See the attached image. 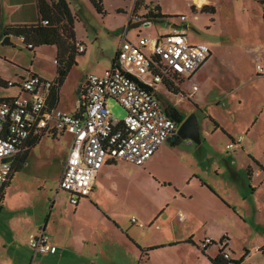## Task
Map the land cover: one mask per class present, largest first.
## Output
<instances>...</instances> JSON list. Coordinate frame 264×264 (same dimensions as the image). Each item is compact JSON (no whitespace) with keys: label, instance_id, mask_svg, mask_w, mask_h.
<instances>
[{"label":"rangeland","instance_id":"1","mask_svg":"<svg viewBox=\"0 0 264 264\" xmlns=\"http://www.w3.org/2000/svg\"><path fill=\"white\" fill-rule=\"evenodd\" d=\"M67 1L72 13L82 21H87L89 25L102 22L104 15L96 11L90 0ZM153 1L160 4L164 13H169L170 17L163 22H152L147 27L142 23L140 27L144 36L154 39L160 34L170 32L171 25L174 24L186 28L190 43L207 44L213 52V59L204 69V77L186 80L181 84L185 95L193 92L194 85L200 87V92L194 93L190 104L180 106L185 117L195 115L201 133L214 131L215 124L212 119L214 121L218 119L226 128H231L230 131L236 137L239 133L244 134L246 127H252V143L245 146L244 150L239 148L233 152L228 150L225 144L226 140L229 141L227 135L215 134L208 143L213 144L216 151L207 148L208 150L201 157L200 153L195 155L190 151L189 140H182L179 150L166 156L164 165L169 162L171 167L160 166L159 170L154 172L155 176L146 166H136L124 161H118L116 166L102 170L99 173L97 190L101 191L100 194H103L107 204L117 199L122 204L123 210L130 208L135 211L129 218L125 216L120 218L122 223L131 226L132 216L137 217V213L157 207V175L162 178L168 175L180 178L185 174L184 168L189 161L197 164H202L204 161L208 166L210 177L216 176L215 168L219 169V182H224L230 177L233 160L246 173L248 165L255 171L259 169L262 173L260 179H264V6L257 4L256 1L257 5L254 2L255 5H249V0H221L220 11L213 14L202 12L201 9H192L188 0ZM7 3L8 8L1 7L0 22L18 24L30 14L29 19H34L35 8L30 4V0H7ZM102 4L108 20L118 24L125 18L124 11L119 12L118 8L126 9L129 0H102ZM231 4L235 6L236 11L234 8L232 11L229 10ZM24 10L28 13L25 14ZM141 21L144 22L145 19ZM77 28L79 33H83L79 35H84L83 24H79ZM125 29L119 33L122 34ZM138 32V29L131 28L129 36H138ZM114 36L117 35H106L103 38V42L108 45V57L116 55ZM89 37L87 54L78 56L80 65L72 69L61 91V97L71 105L76 101L77 79L102 71L101 63H97L99 53L97 52L95 57L88 56L91 53V43L95 41L94 31H90ZM3 40L4 37L0 34V72L6 73L5 78L15 79V75L27 76L26 71H37L50 77L55 74L56 46L42 45L36 47L33 52L26 47V42H22L20 37L13 35L10 44L3 43ZM252 48L256 50H251ZM9 93L15 91L11 90ZM170 97L175 96L170 95ZM201 97L206 101L202 105L196 102H199ZM107 105L114 118L124 120L127 111L118 101L108 99ZM220 139H225V142L222 143ZM72 142L73 137L70 134H59L57 137L46 135L31 148L24 165L20 168L16 166L12 184L8 188L7 201L5 206L0 208V263L1 258L7 255L5 264H12V261L28 264L27 254L30 257L32 255L27 252L28 248L32 250L28 245V237L30 233L37 232H28L26 226H20L18 227L20 242L13 244L10 228L14 227V224L9 225V218L18 214L35 217L37 221L34 223L38 227L39 224L45 223L55 200L62 201L66 206L69 196L58 189V186ZM169 145L171 142L166 143V146ZM251 157L256 159L258 165L253 163ZM107 172L112 175L111 177L114 178L112 182L114 181L117 187L109 181L110 175L105 176ZM253 177L254 180L247 189L241 186H237L240 190L237 187L232 189L239 209L247 211L249 221L248 236L241 226L231 228L232 242L238 252L244 244L247 248L255 245L264 246V182L257 183V175ZM223 185L227 186L224 183ZM253 202L257 210L253 208ZM3 239L11 241L12 247L9 252L8 248L2 246ZM250 264H264L262 251L252 255Z\"/></svg>","mask_w":264,"mask_h":264},{"label":"crops","instance_id":"2","mask_svg":"<svg viewBox=\"0 0 264 264\" xmlns=\"http://www.w3.org/2000/svg\"><path fill=\"white\" fill-rule=\"evenodd\" d=\"M139 1L141 2L138 4ZM188 1H190L189 4L192 9H201L202 11V8L207 6L215 11L213 14H217L222 6L221 0H205L201 6H198L193 0ZM249 1V5H255L256 1L257 4L264 6V0ZM253 2L255 4H253ZM0 3L3 9L9 7L7 0H0ZM30 4L35 8L34 19H29L31 17L30 10V17H26L21 23L11 24L9 22H0V34L8 27L35 24L39 19L38 0H30ZM155 6L160 7L162 14L169 15V13H164L160 4H157L153 0H129L126 9L118 8V11H124L123 15H125L124 20L118 24H114L112 21L110 22L108 20L106 11L105 14H103L104 18L102 22L99 24L90 23L89 25L87 21H82V19L77 16L74 25L75 38L77 42L84 44L85 51L76 55L77 63L73 68L80 65L77 59L78 56L87 54L90 38L89 34L90 31H94L95 41L91 43V53L88 56L95 57L97 56V52L99 53L97 56V63H101L102 71L92 74H104L111 68L116 55L114 57L112 55L108 57V45L103 42V38L106 35H117L114 36V38H116L115 54H117L124 36H126L127 40L132 42H137L139 37L150 38L143 35L140 25H142L141 20H144V16L149 9ZM233 8L234 11H236L235 6L231 4L229 10L232 11ZM24 13L27 14L28 11L24 10ZM147 22L150 23H148L149 25H145L146 27L150 26L154 21ZM77 24H83L84 35H79L83 33H79ZM172 26L177 25L173 24L171 28ZM131 28L139 30L138 36H129ZM123 29H125V31L120 34L119 32ZM10 36L12 37L13 35ZM100 50L101 52H99ZM251 50L256 49L252 48ZM212 59L213 52L211 49V55L201 70L192 76L183 77L177 87L178 91L185 94L184 91H182L181 85L184 81L196 80V78L200 76L204 77V69H206ZM34 72L50 80H56L58 78L57 70L51 77L44 76L37 71ZM4 74L0 72L2 78H5ZM70 74L71 73H69L64 83L58 89L57 96L56 94L54 95L55 90L50 92L47 104L50 108H57L74 114L78 112L79 95L88 75L85 78L80 77L77 79L78 89L76 101L71 105L67 103L65 98L61 97L62 88ZM21 76L15 75V79H5L19 81ZM195 86L197 90H194ZM11 90H14L15 93H9ZM192 91V93L186 95L189 99H193L194 93L200 92V87L194 85ZM15 95H23L18 86H0V99ZM196 102L202 105L206 101L201 97V100ZM186 103L188 105L190 101L187 99ZM212 121L215 124L214 131L211 133L207 131L201 133L200 143L189 140L188 143L191 146L190 151L193 154L196 155L200 153L201 157H203L208 150L207 148L216 151V147L208 143V140L215 134L227 135L229 141L226 140L225 142V139H220V141L222 143L225 142L226 146L234 142V149H228L233 152H236L239 148L244 150L245 146H249L250 143H252V127H246L244 134L239 133L236 137V135L230 131L231 128H226L218 119H216V121L212 119ZM181 141L182 139L176 141L175 136L169 138L158 152L146 162L144 167L146 166L154 175V172L158 171L160 166L166 163V156L179 150ZM167 142H171V145L166 146ZM235 156H237V154ZM251 158L253 163L258 165L256 159L254 157ZM160 162H162V164ZM117 163L118 161L113 163V161L107 160L100 172L116 166ZM18 164L19 161L14 160V169ZM183 164L184 162H182V165ZM164 166L170 168L171 164L168 162ZM184 169L186 170L185 174L180 178H174L169 175L163 176L162 178L157 175L156 191L158 195L156 198H158V205L155 209H145L141 211L140 214L137 213V217L132 216V226L128 223H122L120 218L121 216L129 218L135 211L130 208L123 210L121 208L122 204H120L117 199L107 204L104 201L103 194H100L101 191L97 190V182L99 179L97 178L90 197L81 198L76 205H73L70 202L71 196L67 193L69 198L66 202V206L62 201L55 200L50 215L45 223L37 224L38 227L35 224L37 221L35 217L30 218L29 216L18 214L9 218V225L14 224V227L10 226L12 233L11 241L13 244H18V242H20L18 238V227L26 226L28 232L43 231L50 236L51 241L57 245L58 250L55 254H35L34 251L28 248L27 252L32 254L31 257L27 254L28 264H213L211 259L219 254L221 250L219 242L223 240L227 243L226 249L231 253L232 259L241 261L239 264H250L251 257L256 252L262 251L264 254L263 245H255L252 248H247V245L244 244L242 245V249L238 252L237 247L233 245V235L231 233V228L233 226H241L244 228L246 236L249 235L247 226L249 222L248 213L247 211L239 209L232 189L237 186L247 189V186L249 184L251 185V182H253L254 175H257V183H263L264 179H260L262 176L261 171L259 169L255 171V169L248 165L246 173L245 170L239 168L237 162L233 160L230 177L228 178L229 180L227 179L224 182H219V169L217 170L215 168L216 176L210 177L208 166L206 163L204 164V161L202 164L189 161ZM109 172H107L105 176H109ZM13 175L14 171L11 179L4 186V199L1 207L5 206L4 204L7 201V192L12 184ZM111 176L112 175L109 176L111 179L109 181L112 182L114 178ZM223 183L227 186H224ZM112 184H115L114 181ZM114 186L117 187L116 185ZM241 195H243L242 192ZM253 208L257 210L254 202ZM133 218H136L138 222L143 223L145 226L139 227L132 222ZM207 238H210L216 242V244H211L206 249H201V243ZM11 241L3 239L1 242L4 248H8V252L12 247L10 245ZM149 248L152 249L148 250ZM7 259V255L3 256L0 264H5L4 262H6ZM12 264L20 263H14L12 261Z\"/></svg>","mask_w":264,"mask_h":264},{"label":"built area","instance_id":"3","mask_svg":"<svg viewBox=\"0 0 264 264\" xmlns=\"http://www.w3.org/2000/svg\"><path fill=\"white\" fill-rule=\"evenodd\" d=\"M20 39L26 42L23 36ZM26 47L34 50L30 43H26ZM77 49L82 53L85 46L78 44ZM210 55L207 44L190 43L186 28L180 26L154 39L139 37L137 42H132L124 36L111 68L102 75L86 77L79 95L78 112L74 114L48 106V96L58 86L56 80L29 71L19 81L0 76V84L18 86L23 94L6 98V101L0 99V194L13 173L12 162L24 155L30 141H39L46 135L56 137L67 133L73 136L58 186L71 196L73 205L91 196L107 160L143 166L176 135L180 124L171 114L179 113L180 106L186 104L187 99L190 101L171 87L177 88L183 77L198 73ZM108 99H115L126 109L124 120L114 118ZM234 147V142L227 146L228 149ZM8 158L12 161H5ZM132 222L145 226L136 218ZM212 241L205 239L201 249H206ZM28 245L35 254H55L58 250L43 231L30 233ZM226 245L223 240L220 248L230 260Z\"/></svg>","mask_w":264,"mask_h":264},{"label":"trees","instance_id":"4","mask_svg":"<svg viewBox=\"0 0 264 264\" xmlns=\"http://www.w3.org/2000/svg\"><path fill=\"white\" fill-rule=\"evenodd\" d=\"M90 2L99 14H105L102 0H90ZM140 2L141 1H139L138 4ZM38 12L39 19L35 24L8 27L3 30L1 37H5L7 35H14L17 37L23 36L26 40V43L32 44L34 46V49L42 45L56 46L57 52L55 56V64L58 73V78L56 79V81L58 82V86L53 90H55L54 95L56 94L57 96L58 89L64 83L66 77L69 75L73 66L77 63L76 55L79 53L77 45L82 44L77 42L75 38L74 25L77 16L72 14L70 4L67 0H38ZM202 12L214 13L215 11L213 9L208 8L207 6H204L202 8ZM169 17L170 16L161 13V9L159 6H155L149 9L144 19L145 21L163 22ZM45 22L47 23L45 24ZM32 51L34 52V50ZM0 86L3 85L0 84ZM171 89L176 92H179L178 88L176 87H171ZM3 100L6 101L7 99L3 98L2 101ZM171 116L179 124H181L184 120V116L178 112L172 113ZM179 140L181 139L176 137V141ZM38 142L39 141H30L28 150H26L24 155L18 158L19 168L24 165L29 151ZM113 163H115V161H113ZM15 169L13 171H15ZM11 176L9 180L11 179ZM3 191L0 194V208L4 199ZM221 243L222 241L219 242V246L221 245ZM212 244H216V242L212 241ZM150 249L152 248H149L148 250ZM220 249L221 250L219 254L215 258L211 259L213 264H239L241 262L240 260L232 259V256L230 260L226 259L224 257V252L222 248Z\"/></svg>","mask_w":264,"mask_h":264},{"label":"water","instance_id":"5","mask_svg":"<svg viewBox=\"0 0 264 264\" xmlns=\"http://www.w3.org/2000/svg\"><path fill=\"white\" fill-rule=\"evenodd\" d=\"M0 11H1V3H0ZM172 27L175 28V26ZM10 39H11L10 35L5 36L3 43L10 44L11 43ZM200 135H201V131L196 116L189 115L179 125L175 137L180 138L182 140H192L196 143H200ZM5 161L8 162L12 161V158L5 159Z\"/></svg>","mask_w":264,"mask_h":264},{"label":"bare ground","instance_id":"6","mask_svg":"<svg viewBox=\"0 0 264 264\" xmlns=\"http://www.w3.org/2000/svg\"><path fill=\"white\" fill-rule=\"evenodd\" d=\"M198 6H201V4L203 2H205V0H193ZM64 17V16H63ZM26 74V73H25ZM230 144V143H229Z\"/></svg>","mask_w":264,"mask_h":264},{"label":"flooded vegetation","instance_id":"7","mask_svg":"<svg viewBox=\"0 0 264 264\" xmlns=\"http://www.w3.org/2000/svg\"><path fill=\"white\" fill-rule=\"evenodd\" d=\"M179 113H181V114L184 116V119L187 118V117L189 116V115H188V116L185 117L184 112H183L182 110H181Z\"/></svg>","mask_w":264,"mask_h":264}]
</instances>
